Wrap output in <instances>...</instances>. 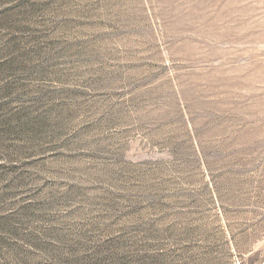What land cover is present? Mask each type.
<instances>
[{"label":"rangeland","instance_id":"obj_1","mask_svg":"<svg viewBox=\"0 0 264 264\" xmlns=\"http://www.w3.org/2000/svg\"><path fill=\"white\" fill-rule=\"evenodd\" d=\"M0 264H264V0H0Z\"/></svg>","mask_w":264,"mask_h":264}]
</instances>
